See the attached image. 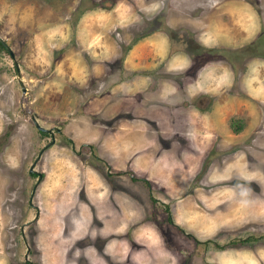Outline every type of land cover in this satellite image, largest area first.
I'll return each instance as SVG.
<instances>
[{"label": "rangeland", "instance_id": "obj_1", "mask_svg": "<svg viewBox=\"0 0 264 264\" xmlns=\"http://www.w3.org/2000/svg\"><path fill=\"white\" fill-rule=\"evenodd\" d=\"M0 38V264H264V0H0ZM124 73L172 120L113 167L94 89Z\"/></svg>", "mask_w": 264, "mask_h": 264}, {"label": "crops", "instance_id": "obj_2", "mask_svg": "<svg viewBox=\"0 0 264 264\" xmlns=\"http://www.w3.org/2000/svg\"><path fill=\"white\" fill-rule=\"evenodd\" d=\"M128 71H130L128 69ZM92 76H98L97 78L102 77V74L105 72L102 68L98 71H93L91 69L90 71ZM126 72V71H125ZM107 73V71H106ZM145 79V75H139V76H132L130 73L126 75L124 73V77L121 79L120 77L114 80V83L111 85H107L104 89H101L100 87H96L94 90L97 91L96 93H99L94 96L95 104H99V106H93L94 108H100L102 109L104 107V103H106L107 112L106 114H110L111 111L115 114L114 126L113 128H107V130L103 133L102 129L99 131L98 134L95 130V127H92L91 132L93 134H90L92 137L98 138L100 136L101 140V147L99 149V154L101 156L106 157V161L108 164H112L113 167H117L119 164H123L125 161V157L127 156H148L149 151L147 148H150V138L147 136L146 131L148 130V125H156L160 123L164 124H170L172 120L171 113L167 110H165L164 106L157 107L153 101L144 99L145 96L149 94V89L147 88L146 91L142 90L141 84L143 83ZM146 80V79H145ZM167 83H163L161 86L162 88H165ZM170 85V84H169ZM111 87V90L108 89ZM170 92L172 93V89H170ZM115 94V99L111 100L110 96L111 94ZM144 99L141 103L139 101L140 97ZM162 97H165V94H161ZM119 97V98H118ZM126 98L127 100L124 101L123 98ZM109 101V102H108ZM94 104V103H93ZM100 116H102V113H100ZM109 116V115H108ZM128 116L131 118H128ZM106 118V117H105ZM129 124V130L125 128V124ZM130 130H132V136H130ZM139 132V134L135 133ZM167 153L168 152H163ZM144 157L138 158L139 161H143ZM137 160V159H136ZM154 163V159H150V162ZM163 160H161L162 162ZM136 165V164H134ZM138 166V165H136ZM139 167V166H138ZM171 168L170 164H163V167L159 168V171L163 174L159 177V179L163 182H166L171 179L170 175L164 174L165 171H169ZM100 199H94V201H91L92 203L97 202ZM105 199H103L104 202ZM109 201V204L112 205L111 200ZM109 205V206H110ZM108 206V207H109ZM107 207V208H108ZM115 207V206H114ZM116 208V207H115ZM56 211L55 207H52L50 212ZM58 211V210H57ZM106 211V209H105ZM110 216V218L106 217V214H102L101 212L97 211V209L91 213L88 218L92 219V216L96 218L98 223L96 226L98 227L97 234L101 235H109L112 237H117L119 230L117 227L118 220L122 217L121 214H123V211L119 213H114ZM109 220H112V222H107ZM49 224H46V228L43 230L49 229ZM119 237V236H118ZM112 241V240H111ZM119 242H122V240L119 238L118 244L108 243V245H104V247L101 245L99 246V250L102 253L106 254V248L109 246V251L111 250V253L116 255L119 252ZM149 258L144 259V261L150 262L152 261L151 258L158 259V257H161V251L158 250H152L149 249ZM154 253V256H151V253ZM93 255L94 250H92ZM144 256V255H143ZM116 257V256H115ZM118 258V257H116ZM133 260L137 259L136 256L131 257ZM165 258V257H163ZM143 260V259H142ZM166 262V259L165 261ZM163 262V263H164ZM152 264V263H149ZM158 264L157 260L156 263ZM161 264V263H160Z\"/></svg>", "mask_w": 264, "mask_h": 264}, {"label": "trees", "instance_id": "obj_3", "mask_svg": "<svg viewBox=\"0 0 264 264\" xmlns=\"http://www.w3.org/2000/svg\"><path fill=\"white\" fill-rule=\"evenodd\" d=\"M0 49H4V47L2 46V44L0 43ZM235 122V123H234ZM240 119L239 118H236V117H231L229 119V126L231 128V130L233 132H236L238 131L239 129H241V123H240ZM42 133H44L45 131L44 130H40Z\"/></svg>", "mask_w": 264, "mask_h": 264}, {"label": "water", "instance_id": "obj_4", "mask_svg": "<svg viewBox=\"0 0 264 264\" xmlns=\"http://www.w3.org/2000/svg\"><path fill=\"white\" fill-rule=\"evenodd\" d=\"M0 43L2 44V46L4 47V49L7 51V53L9 55H11L10 49L5 45V43L2 41L1 38H0ZM17 75H18V73H17ZM19 83H20V87H21V91H22L24 89V87H23V85H21L20 79H19ZM31 119H32L33 123L36 125V127H38V129H45V128L39 126L37 124V122L35 121V119L32 116H31ZM31 166H32V163L29 166V170H32Z\"/></svg>", "mask_w": 264, "mask_h": 264}]
</instances>
